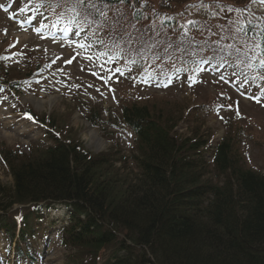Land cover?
<instances>
[{"label":"rangeland","instance_id":"374dc122","mask_svg":"<svg viewBox=\"0 0 264 264\" xmlns=\"http://www.w3.org/2000/svg\"><path fill=\"white\" fill-rule=\"evenodd\" d=\"M227 6H250L251 15ZM86 12L92 14L85 20ZM241 26L247 36L237 32ZM260 27L264 7L250 0H0V188L12 186L3 154L15 163L42 152L53 142L51 133L90 154H109L112 170L135 183V136L120 117L130 104L146 106L183 137L197 135L211 146L230 137L242 166L264 173V68L248 47ZM212 41L225 51L202 60L199 53L214 51ZM109 76L105 84L101 77ZM89 126L102 141L98 149L89 141ZM63 219L61 210L43 214L47 236L39 264L85 259L84 250L59 244L55 231ZM0 246V264H28L6 252L2 231ZM108 253L99 252L102 261Z\"/></svg>","mask_w":264,"mask_h":264},{"label":"trees","instance_id":"16d2710c","mask_svg":"<svg viewBox=\"0 0 264 264\" xmlns=\"http://www.w3.org/2000/svg\"><path fill=\"white\" fill-rule=\"evenodd\" d=\"M121 116L136 134L135 183L112 170L109 154L69 138L15 163L5 154L12 186L0 188V230L16 236L17 258L35 260L26 216L58 203L68 217L61 243L85 251L81 264H97L104 249L103 264H264V173L242 166L230 137L209 161L207 140L176 134L146 106H125Z\"/></svg>","mask_w":264,"mask_h":264},{"label":"snow or ice","instance_id":"6c2138e0","mask_svg":"<svg viewBox=\"0 0 264 264\" xmlns=\"http://www.w3.org/2000/svg\"><path fill=\"white\" fill-rule=\"evenodd\" d=\"M250 2L253 3V4H258V5L262 6V7H264V0H250ZM78 3H79L80 5H84V0H78ZM200 6H201V7H204L203 4H201ZM50 7H52V8L54 9L55 7H59V4L50 5ZM87 7H90V8H92V9H95V10H96L100 15H102V16L106 15L104 11H102V10L96 8V5H95V4H90V5H88ZM189 7H193V5H189ZM218 7H219V5H218ZM249 7H250V6H246L245 8L240 9V8H233L232 6H227V10H229V11H236V12H239V13H241V15H243V13H245V12H249V15H251V12L249 11ZM72 11H75V7H74V6H73V8H72ZM91 14H92L91 12H86V15H85V17H84L85 20H86L87 17H88L89 15H91ZM213 15H215V14H213ZM77 16H79V13H77ZM119 23H120L119 19H117V20L114 22V25H113V31H115V25H116V24H119ZM190 23H191V22H190ZM233 23H239V21H234ZM249 23H251V22L249 21ZM237 32H238V33H243L244 36H247L248 29L245 28V27H243V26H241V27H239V28L237 29ZM5 34H6V33H5ZM222 39H223V38H222ZM17 42H18V41H17ZM131 42H132L131 36L128 35V38H127V40L125 41V43L131 44ZM244 43H247V42L245 41ZM262 44H264V28H261V29H260V38H259L258 40H256V42H255L253 45H249V46H248V47L251 48V49H252V50H253L258 56H260V59H259V66L262 67V68H264V46H262ZM14 46H15V45L13 44V45H11L10 47H14ZM81 47H84V45H81ZM227 47H228V48H234V45H228ZM214 51L223 52V51H225V48L222 47V46H220L219 44H217V48H216ZM235 51H236L237 53H239V52H240V49H239V48H235ZM86 58L91 59V57H86ZM157 58H158V57H157ZM255 58H256V57L254 56L253 59H255ZM4 59H8V57H4ZM57 59H59V57H57ZM73 59H75V57H72L71 59L65 60V63H66V64H71L72 61H73ZM249 66L252 67V65H249ZM101 67H103V65H101ZM109 71H110V70H109ZM115 71H116V72H119L121 75L124 74V73L121 71V69H119V68H117ZM93 75H98V73H95V72H94ZM101 79H104L105 84H107V83H108V80L111 79V76L106 77V78H105V77H101ZM191 79L193 80V82H195V78H194V77L191 78ZM260 79L264 80V76H261ZM77 87H78V86H77ZM89 87H92V85H89ZM97 91H99V89H97ZM258 102H259V101H258ZM229 107H231V106H229ZM237 114L239 115V110H238V109H237ZM29 119H32V117L29 116Z\"/></svg>","mask_w":264,"mask_h":264},{"label":"bare ground","instance_id":"6f19581e","mask_svg":"<svg viewBox=\"0 0 264 264\" xmlns=\"http://www.w3.org/2000/svg\"><path fill=\"white\" fill-rule=\"evenodd\" d=\"M30 100L34 101V102H38V103H36V105H41V107H42V104L44 103L43 101H40V100H38V101H36L34 99H30ZM87 135L90 137V140H89L90 143L92 144V142H93V144L96 145L95 147L98 149L100 147V145L102 144V141H101L100 137H98L97 132L89 126L88 131H87Z\"/></svg>","mask_w":264,"mask_h":264}]
</instances>
